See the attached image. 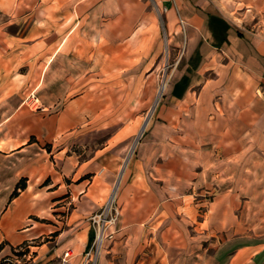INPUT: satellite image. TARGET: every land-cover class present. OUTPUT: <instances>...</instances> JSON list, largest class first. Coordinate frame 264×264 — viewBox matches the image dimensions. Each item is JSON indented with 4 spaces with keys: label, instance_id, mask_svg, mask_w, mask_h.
I'll list each match as a JSON object with an SVG mask.
<instances>
[{
    "label": "crops",
    "instance_id": "1",
    "mask_svg": "<svg viewBox=\"0 0 264 264\" xmlns=\"http://www.w3.org/2000/svg\"><path fill=\"white\" fill-rule=\"evenodd\" d=\"M166 47L170 78L124 161L127 138L96 121L129 56ZM117 179L98 264H264V0H0V255L71 248L80 264Z\"/></svg>",
    "mask_w": 264,
    "mask_h": 264
},
{
    "label": "rangeland",
    "instance_id": "2",
    "mask_svg": "<svg viewBox=\"0 0 264 264\" xmlns=\"http://www.w3.org/2000/svg\"><path fill=\"white\" fill-rule=\"evenodd\" d=\"M130 57L131 56H129L128 63L129 72L127 73L125 86L121 89L113 90L112 104L105 106L106 109H104L105 111L103 113V117H109V119H104L101 117L100 120L96 121V126L112 124V131L121 130V135L125 136L122 137V139L127 138V147L125 152L126 154L124 156V161H128L130 157L134 154L138 144L140 143L146 131L148 130L150 120L154 116L158 103L163 97L164 87L170 78L171 71L175 62V57H171L168 54L167 47L165 51L160 54L159 57L150 59L144 58L143 63H138V65L135 63L132 64L133 61L136 62L137 58ZM159 90L161 92L160 95ZM147 120V125L141 132V129L143 125L146 124ZM106 139V136L96 135L90 138V144L94 147H99L103 145ZM81 151H84L83 146H81ZM117 181L118 179L108 190L107 196L103 201V205L98 210H96L91 216L98 214L103 210L107 200L112 196ZM119 186L120 180L118 182L116 196L114 197V206L118 207L120 215L113 228L115 231L113 237L107 240L115 239V235L119 230V225L121 221V206L118 203ZM89 222L91 224L90 218ZM200 235L201 234H198L197 230L192 227L189 229V232L187 231L186 237L187 239L191 240L192 243H194L199 242L201 240ZM207 235V243L211 244L214 239H217V237L221 236L222 234H214L212 232H209V234ZM229 235L224 234L222 238L228 237ZM17 249V251L13 250L8 254L0 255V264H32V258L28 259L27 257H24V254L28 253L30 249H27V247L24 245L21 248ZM179 249L180 248H177V251ZM190 251L193 260H199L198 253L200 252V250L197 248L186 250L187 253ZM214 251L215 250L213 248H209L207 252L209 255H213ZM177 255L179 256V254ZM188 256L190 255L188 254Z\"/></svg>",
    "mask_w": 264,
    "mask_h": 264
},
{
    "label": "built area",
    "instance_id": "3",
    "mask_svg": "<svg viewBox=\"0 0 264 264\" xmlns=\"http://www.w3.org/2000/svg\"><path fill=\"white\" fill-rule=\"evenodd\" d=\"M29 106L34 109H41V101L39 97L31 93L26 99ZM114 200L109 198L103 208V210L90 217L91 224L94 230V237L90 247L84 252L83 259L80 264H98L99 258L104 250L105 241L113 237L114 225L116 224L120 211L118 207L114 206ZM31 253H25L24 257L30 259ZM75 254L71 248L65 249L61 255L55 260L46 264H71Z\"/></svg>",
    "mask_w": 264,
    "mask_h": 264
},
{
    "label": "bare ground",
    "instance_id": "4",
    "mask_svg": "<svg viewBox=\"0 0 264 264\" xmlns=\"http://www.w3.org/2000/svg\"><path fill=\"white\" fill-rule=\"evenodd\" d=\"M116 192H117V189L115 188L113 193H112L111 199H114V197L116 196Z\"/></svg>",
    "mask_w": 264,
    "mask_h": 264
},
{
    "label": "trees",
    "instance_id": "5",
    "mask_svg": "<svg viewBox=\"0 0 264 264\" xmlns=\"http://www.w3.org/2000/svg\"><path fill=\"white\" fill-rule=\"evenodd\" d=\"M24 185L21 183V185H19L20 188H22ZM18 191V188L16 189V192Z\"/></svg>",
    "mask_w": 264,
    "mask_h": 264
},
{
    "label": "water",
    "instance_id": "6",
    "mask_svg": "<svg viewBox=\"0 0 264 264\" xmlns=\"http://www.w3.org/2000/svg\"><path fill=\"white\" fill-rule=\"evenodd\" d=\"M146 125H147V123H146ZM146 125H145V126H146Z\"/></svg>",
    "mask_w": 264,
    "mask_h": 264
}]
</instances>
